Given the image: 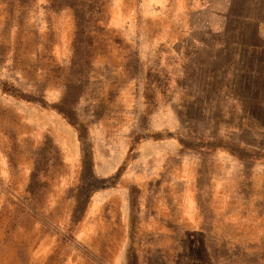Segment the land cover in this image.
I'll use <instances>...</instances> for the list:
<instances>
[{
	"label": "rangeland",
	"instance_id": "1",
	"mask_svg": "<svg viewBox=\"0 0 264 264\" xmlns=\"http://www.w3.org/2000/svg\"><path fill=\"white\" fill-rule=\"evenodd\" d=\"M254 43L243 0H0V264H264Z\"/></svg>",
	"mask_w": 264,
	"mask_h": 264
},
{
	"label": "crops",
	"instance_id": "2",
	"mask_svg": "<svg viewBox=\"0 0 264 264\" xmlns=\"http://www.w3.org/2000/svg\"><path fill=\"white\" fill-rule=\"evenodd\" d=\"M243 19L250 22L254 44L264 47V0H243ZM259 244L264 253V234Z\"/></svg>",
	"mask_w": 264,
	"mask_h": 264
},
{
	"label": "trees",
	"instance_id": "3",
	"mask_svg": "<svg viewBox=\"0 0 264 264\" xmlns=\"http://www.w3.org/2000/svg\"><path fill=\"white\" fill-rule=\"evenodd\" d=\"M59 112H61V113H63L65 115V113L62 110H60V109H59Z\"/></svg>",
	"mask_w": 264,
	"mask_h": 264
}]
</instances>
